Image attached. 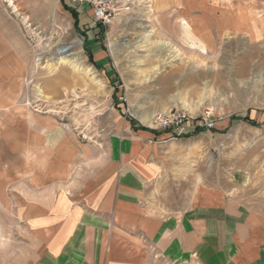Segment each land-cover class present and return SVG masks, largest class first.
Wrapping results in <instances>:
<instances>
[{"label":"crops","instance_id":"1","mask_svg":"<svg viewBox=\"0 0 264 264\" xmlns=\"http://www.w3.org/2000/svg\"><path fill=\"white\" fill-rule=\"evenodd\" d=\"M171 2L207 50L264 25V0ZM30 64L0 0V264H264V188L219 140L130 122L83 140L31 105Z\"/></svg>","mask_w":264,"mask_h":264},{"label":"rangeland","instance_id":"2","mask_svg":"<svg viewBox=\"0 0 264 264\" xmlns=\"http://www.w3.org/2000/svg\"><path fill=\"white\" fill-rule=\"evenodd\" d=\"M5 3L21 17L31 49L27 89L35 109L86 141L110 133L114 122L152 130L154 117L171 109L186 111L192 125L208 118L215 127L199 128L219 140L210 150L249 169L253 196L262 198L264 25L251 38L224 34L207 50L165 11L171 0H113L106 26L77 0Z\"/></svg>","mask_w":264,"mask_h":264},{"label":"built area","instance_id":"3","mask_svg":"<svg viewBox=\"0 0 264 264\" xmlns=\"http://www.w3.org/2000/svg\"><path fill=\"white\" fill-rule=\"evenodd\" d=\"M80 3H88L92 10L93 16L97 23L106 26L110 23L115 14V5L113 0H77ZM205 127L212 129L215 122L205 118L204 122H197L192 125L186 111L180 109H171L168 112L158 114L152 120L150 125L152 130L169 132L172 138L182 136L188 132L189 128Z\"/></svg>","mask_w":264,"mask_h":264},{"label":"bare ground","instance_id":"4","mask_svg":"<svg viewBox=\"0 0 264 264\" xmlns=\"http://www.w3.org/2000/svg\"><path fill=\"white\" fill-rule=\"evenodd\" d=\"M69 49V48H68ZM67 51V49H63V50H61V51H59V54H63L64 52H66ZM63 62V61H62ZM50 70H52V69H50ZM137 113V112H136ZM138 114V113H137ZM139 115V114H138ZM142 120H143V122H145V123H149V121L151 120V117H149V116H147V115H140L139 116ZM153 117V116H152Z\"/></svg>","mask_w":264,"mask_h":264},{"label":"trees","instance_id":"5","mask_svg":"<svg viewBox=\"0 0 264 264\" xmlns=\"http://www.w3.org/2000/svg\"><path fill=\"white\" fill-rule=\"evenodd\" d=\"M73 12H74V14H75V11H73ZM98 25L103 26V25H101V24H99V23H98ZM245 119H247V118H245ZM251 123H254V122H251ZM202 131H205V130L202 129V128H197L195 132H196V133H200V132H202Z\"/></svg>","mask_w":264,"mask_h":264}]
</instances>
